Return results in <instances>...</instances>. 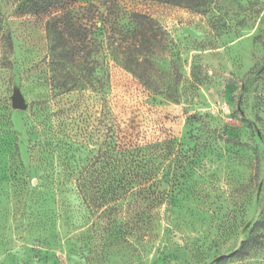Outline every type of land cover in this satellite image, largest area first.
I'll return each instance as SVG.
<instances>
[{
	"label": "rangeland",
	"instance_id": "rangeland-1",
	"mask_svg": "<svg viewBox=\"0 0 264 264\" xmlns=\"http://www.w3.org/2000/svg\"><path fill=\"white\" fill-rule=\"evenodd\" d=\"M63 1L0 0V264H264V242L229 256L264 219V0H114L160 27L152 84L107 51L51 66L45 21ZM113 134L167 154L161 204L138 186L114 213L97 198Z\"/></svg>",
	"mask_w": 264,
	"mask_h": 264
},
{
	"label": "trees",
	"instance_id": "trees-1",
	"mask_svg": "<svg viewBox=\"0 0 264 264\" xmlns=\"http://www.w3.org/2000/svg\"><path fill=\"white\" fill-rule=\"evenodd\" d=\"M157 1L190 7L197 0ZM55 8L45 21L51 66L59 69L67 61L87 60L93 53L107 51L141 82L152 84L155 69L153 55L162 45L163 36L150 14L127 10L114 0H87L81 4L75 0H65ZM1 36L0 26V40ZM167 143L173 144L172 140ZM166 155L153 143L121 145L113 134L107 141V151H102L96 159V162L103 161V165L89 173L99 186L97 198L102 202L107 200V210L113 212L117 202L134 195L135 186H138L136 194L140 195L142 201L161 204L168 198V193L160 189V177L165 179L168 173L160 175L158 161ZM82 176L83 173L77 169L68 173L59 171L55 184L57 188H65L71 179L76 182ZM141 217L145 226L149 224V217L144 214ZM111 222L116 225L117 219L113 218ZM262 222L264 219L255 222L249 236L230 257L244 259L253 248L263 244L264 236L259 233V229L264 228ZM118 238V235L113 236V240Z\"/></svg>",
	"mask_w": 264,
	"mask_h": 264
},
{
	"label": "water",
	"instance_id": "water-1",
	"mask_svg": "<svg viewBox=\"0 0 264 264\" xmlns=\"http://www.w3.org/2000/svg\"><path fill=\"white\" fill-rule=\"evenodd\" d=\"M11 101H12V107L17 110H24L27 108L25 97L19 90L14 91L11 97Z\"/></svg>",
	"mask_w": 264,
	"mask_h": 264
}]
</instances>
